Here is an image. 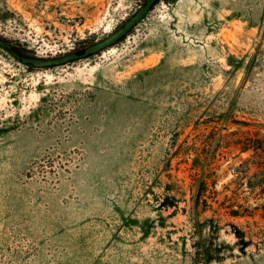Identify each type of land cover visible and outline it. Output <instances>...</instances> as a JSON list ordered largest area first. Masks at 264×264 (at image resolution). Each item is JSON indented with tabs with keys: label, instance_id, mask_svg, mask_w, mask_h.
<instances>
[{
	"label": "rangeland",
	"instance_id": "1",
	"mask_svg": "<svg viewBox=\"0 0 264 264\" xmlns=\"http://www.w3.org/2000/svg\"><path fill=\"white\" fill-rule=\"evenodd\" d=\"M144 1L0 0V39L65 55ZM196 222L208 264H264V0H159L53 68L0 49V264H200Z\"/></svg>",
	"mask_w": 264,
	"mask_h": 264
},
{
	"label": "water",
	"instance_id": "2",
	"mask_svg": "<svg viewBox=\"0 0 264 264\" xmlns=\"http://www.w3.org/2000/svg\"><path fill=\"white\" fill-rule=\"evenodd\" d=\"M157 0H145L144 3L129 17L120 27L106 36L104 39L95 42L86 47L81 53L72 52L65 55H60L51 58H35L22 56L13 50L10 43L0 39V49H3L11 54V56L19 61L22 65L32 69H44L63 66L74 61L88 59L108 48H111L122 38H124L137 24H139L146 15L150 12Z\"/></svg>",
	"mask_w": 264,
	"mask_h": 264
},
{
	"label": "trees",
	"instance_id": "3",
	"mask_svg": "<svg viewBox=\"0 0 264 264\" xmlns=\"http://www.w3.org/2000/svg\"><path fill=\"white\" fill-rule=\"evenodd\" d=\"M159 0L156 1V3L158 2ZM144 3V2H143ZM155 3V4H156ZM94 44V43H93ZM92 45V44H91ZM90 46V45H89ZM88 47V46H87ZM86 48V47H85ZM85 48H82V49H79L75 52L77 53H81ZM14 51H16L18 54L22 55V56H25L23 55L21 52L13 49ZM255 65V61L252 60L250 66H249V69H252ZM30 69V68H29ZM197 203V201H195V204ZM233 214H231L232 216H238L239 214L237 212H232ZM196 227H197V233H198V247H196V252H195V258H196V263H200V264H208L210 262V254H211V250L210 248H208L205 243H203L202 241V238H201V228H203V225L202 224H198L196 222ZM217 230V227H214L212 228V232L216 231Z\"/></svg>",
	"mask_w": 264,
	"mask_h": 264
}]
</instances>
